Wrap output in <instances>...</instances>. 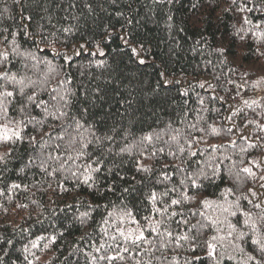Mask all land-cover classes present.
<instances>
[{
  "label": "trees",
  "instance_id": "obj_1",
  "mask_svg": "<svg viewBox=\"0 0 264 264\" xmlns=\"http://www.w3.org/2000/svg\"><path fill=\"white\" fill-rule=\"evenodd\" d=\"M242 7L244 11L239 10ZM248 8L253 10L248 11ZM245 18L251 23H245ZM25 31L31 36L23 35ZM262 33L264 0H236L235 3L232 0H0V51L7 50L11 61L10 64L0 62V71L10 69L18 78L46 80L43 86L48 90L67 91L71 100L70 118L64 123L73 124L71 118L74 117L85 128L91 126L94 136L81 130L85 142L92 141L85 151L92 161H101L95 187L78 182L70 171L58 170L50 174L53 169L60 168L68 155L75 158V152L67 147L71 136L75 135L74 124L64 134V140H59L56 137L61 134V122L50 118L48 127L36 126V130L25 120L27 127L22 129V141L0 142V155H5L6 160V163L0 162V264H97L89 254L113 255L117 243L130 247L132 254H124V261L116 260L113 264H136L141 257L135 256L132 247L123 242L116 230L133 224L125 215L127 212L139 221L140 227L149 223L145 217L160 218L151 210L148 199L151 191L158 196L168 191L170 198H180L183 189L179 181L184 177L171 167L174 164L189 172L203 168L209 177L201 180L203 186L198 191L189 189L188 194L196 197L194 200L170 209L183 212V216L166 221L174 235L195 236V245L182 241V246L169 244L160 249L159 240L155 234L149 236L146 227L145 235L156 246L151 252L152 264H189L193 256L201 258L196 264H216L217 260L220 264H254L247 260L248 255L264 260L251 243L252 233L243 224L245 217L242 215V211H252L255 218L259 211L242 198L249 188L256 187V182L246 179L240 171L250 166L253 159L264 162V148L241 152L248 141L241 140L235 129L232 133L225 130L230 124H243L247 120L264 124V96L256 99L250 91L253 82L264 77ZM14 34L21 52H31L40 61L46 58L56 71L49 73L48 66L43 63L33 68L35 61L12 54ZM121 36L128 40L127 44ZM141 45L143 64L131 51L136 47L140 52ZM217 49H224V52ZM56 52L72 59L65 61L62 55H55ZM162 71L169 81L167 84L160 77ZM62 80L70 83L58 87ZM203 82L214 87L200 88L198 85ZM239 85L243 87L238 88ZM6 87L13 90L11 85ZM35 91L38 99L50 101L48 93L41 92V86ZM213 96L224 99H213ZM200 98L204 100L203 105ZM253 99L259 100L261 107L244 108L243 100ZM20 104L21 98L17 96L9 107V119H24V114L17 110ZM229 106L244 108V113L226 121L224 117L230 114ZM26 111L36 120L44 119L41 109L29 106ZM198 117L203 119L198 120ZM6 122L0 115V123ZM169 124L181 131L189 124L206 129L215 126L221 131L218 135L210 131L194 133L199 143H195L191 151H198V155L189 157L186 151L182 156L190 163L182 164L181 159L159 154L141 160L152 169L150 174L137 173L135 161L140 157L120 153V148L150 131L161 132L167 140ZM53 127L56 131L52 132V137L44 136ZM248 131L252 133V140L257 135L264 136L254 124L248 125ZM30 136H36L37 141L43 137V141L30 144ZM106 136H112L113 140L104 139ZM233 140L235 146L231 143ZM57 144L59 149L55 147ZM156 146L168 150L161 142ZM49 155H59L60 160L47 161V172L39 167V159L34 164L28 163L30 158L42 156L46 159ZM88 156L76 160L75 164L69 161L65 168L75 170L77 165L83 166ZM164 165L169 167L165 169ZM213 168L216 170L214 178ZM165 171L170 180L161 179ZM254 171L264 175V168H254ZM116 173L127 179H116ZM237 173L240 181L236 179ZM113 183L114 190L108 191L107 186ZM13 184L21 187L12 188ZM173 187L177 189L175 193L171 192ZM229 188L231 193L226 191ZM260 194L264 195V189ZM205 198L214 201L211 208L205 209L199 203ZM237 198H240L238 203L242 211H237L236 216L222 211L228 204L236 210ZM164 200L167 203L169 197ZM193 211L197 214L191 215ZM200 211L217 223L190 232L191 225L197 221L210 223L198 214ZM84 212L89 216L82 217ZM109 212L113 215L109 216ZM182 219L188 224L175 223ZM229 224L236 228L233 236L241 230L248 233L243 241L228 237L227 233L232 231ZM113 236H116L115 241L111 239ZM212 236L217 237L216 241H211L217 245L215 259L207 255L206 242ZM102 244L104 247L97 253L95 249ZM142 258L148 260L150 256Z\"/></svg>",
  "mask_w": 264,
  "mask_h": 264
},
{
  "label": "snow or ice",
  "instance_id": "obj_2",
  "mask_svg": "<svg viewBox=\"0 0 264 264\" xmlns=\"http://www.w3.org/2000/svg\"><path fill=\"white\" fill-rule=\"evenodd\" d=\"M169 2H172V0H169ZM233 3L236 2V0H232ZM246 7V6H245ZM255 7V6H254ZM240 11H244L245 8L242 7L239 9ZM248 11H252V8H248ZM31 19L30 17L28 18ZM171 19V17H169ZM245 23H251V21L247 20L245 18ZM26 27V26H25ZM64 31H69L68 29H64ZM25 36H31V33L28 31H25L23 33ZM261 35H264L262 33ZM121 39L124 41L125 44L128 43V40L121 36ZM5 42H7V37H4ZM82 47V46H79ZM141 51L138 52L136 47H132L131 51L134 56L139 59V62L141 64L145 63V61L140 58L141 53L143 51V46H140ZM40 51H43V49H40ZM217 51L223 53L224 49H217ZM11 53L15 56H25L26 58L35 61V63L32 65L33 68H35L38 64L43 63L44 65L48 66V72H54L56 71L55 68L51 66V61L47 60L46 58L43 61H40L37 59L35 55H33L31 52H21L19 50V46L15 44V34L13 35V47L11 49ZM78 55L79 53H74ZM102 54V53H101ZM55 55L57 56H63V59L65 61H70L72 59L71 56H68L66 54H61L60 52H56ZM0 62H7L11 63L9 60V52L7 50L0 51ZM102 63V62H101ZM27 68V65H25ZM47 76V73L45 74ZM160 77L163 81V83L167 84L169 81L167 80L166 74L162 71L160 73ZM0 81L3 83H0V115H3L6 123H0V142H17L23 140L22 135V129L24 127H27V124H25V120L29 124H33L34 130H36V126H39L40 129L44 127H48L47 120L50 118L53 121L61 122L60 123V132L61 134L58 135L56 138L59 140H64L65 135L67 133V130L69 128L73 127L74 124V131L75 135L71 136V139L69 140V143L67 145L68 149L75 152V158H73L71 155H68V159L64 160L62 163H60L59 169H53L52 173L54 174L58 170H65L70 171L73 178H75L78 182L88 185L89 187H95L96 184V175L100 172V164L101 161L96 160L92 161L91 156H88L85 149L88 148V146L92 143L91 140H88L85 142V137L83 135L82 129L84 131H89L90 134L94 136V132H91V126H88L85 128V125L81 123L78 120H75L74 117L71 119L73 120V124H67L66 122L69 117V108L71 104V100L69 99L68 92L60 93L58 91V88H53L51 90H48L45 86L47 81L44 82L33 80L31 78H28L26 76H17L16 73H12L10 69H6L5 71H0ZM65 82L70 83L68 80H62L59 81V85L64 84ZM232 83L231 81H229ZM258 83V82H257ZM6 85L13 86V90L9 91ZM37 86H41V92H47L50 96V101L54 103H50L48 100L38 99V93L35 91ZM200 88H205L207 86L208 89H212L214 86L211 84H207V82L200 83L198 85ZM159 87V85H158ZM243 85H239L238 88H242ZM30 91V94H29ZM98 91V90H97ZM55 93V94H53ZM187 92H185V95ZM237 95H239V92H237ZM19 96L21 98V104L20 107L17 109L21 114H24V119L21 120H14L9 119V107L14 103L16 97ZM213 99L217 100H223V97H216L213 96ZM204 100L203 98H200V104L203 105ZM29 106L33 108L41 109L44 115V119L42 120H36L35 117L31 116L30 112H27L26 110L29 108ZM243 106L244 108L253 109L261 107L260 101L253 99L251 101L249 100H243ZM244 108H233L232 106H229V115L224 117L226 121H232L233 116L240 117L244 113ZM218 111V110H216ZM202 117H198V120H202ZM254 124L256 125L259 133H264V124H260L257 120H247L243 124H230L225 130L229 133H232L235 129L237 133L239 134V138L244 141H248L247 147L241 148V152L247 151L249 148H255V147H261L264 148V136L257 135L255 140H252V133L248 131V125ZM56 131V129L53 127L52 131L44 133V136H47L49 138L52 137V132ZM164 131V130H162ZM205 131H210L211 134L218 135L221 129L216 128L215 126L211 127L210 129L206 128H197L196 124H189L186 127L185 131H181L180 129H173L171 127V124L167 126L166 134L168 135V139H163V135L161 132H155L150 131L143 135H141L137 140L134 141L132 144H126L125 147L120 148V153H127L130 156H139L140 159H137L135 161L136 167L135 171L137 173H145L150 174L152 172V169L143 163H141V160L147 159L149 157H157L159 154H165L167 156H171L175 159H181L182 164L190 163L189 161H185L182 159L183 154L187 151L189 157H196L198 155V151H191L193 145L195 143H199V140L194 135L195 132L203 133ZM71 135V134H69ZM127 135H131V133H128ZM97 141L100 140L99 137H95ZM104 139L108 141H112V136H106ZM43 141V137H41V141H37L36 136H30L29 137V143L35 144L40 143ZM183 141V143H182ZM161 142L163 145H167L168 150L166 152L165 147H157V143ZM232 145H236V141L233 140ZM79 144V148H76V145ZM173 145L175 146L173 150ZM57 149L60 148V145L57 144L55 146ZM216 146H213L215 148ZM133 149H136L134 152ZM88 156L87 161L84 163L83 166L77 165L75 170L66 169L65 165L68 164L69 161H72L73 164H75V161ZM39 159V167L42 171L47 172L48 169L46 167L47 161L49 160H60V156L57 155L55 157L49 155L46 159L42 156L30 158L28 163L34 164L36 163V160ZM0 162L6 163L5 155H0ZM27 166V165H26ZM165 169L169 167V165L163 166ZM171 167L175 168L178 172L182 173L183 179L179 181V184L183 191L181 192L179 199H173L170 198L169 192L165 191L162 194L158 196V194L153 190L148 194V199L151 201L152 204V212H154L157 216H159V219H152L150 220L149 217H145V220L149 221L148 223V234L149 236L155 234V237L159 240V248H167L169 244H175L176 246H182V241H189L193 245H195V236H189L187 234L184 235H174L173 231L170 230V225L166 223V221H171L173 218L177 216H183V212H177V211H170V209L173 206H179L186 202H189L191 200H194L196 197L194 195H189V189L199 190L203 185L201 183L202 179H208V175L205 172L203 168L199 169L198 171H192L189 172L187 168L181 167V165L174 164L171 165ZM255 169H262L264 168V162H261L259 160L253 159L250 161V166L242 168L240 171L245 174L246 179H252L254 182H256L255 188H249L248 193L243 195L242 198L246 200L249 204L252 205L253 209L259 210L255 213V218H253V212L252 211H242L240 209V205L238 203L240 198H237V202L235 204V209L232 210L233 205L228 204L227 207H223L222 211L229 213L231 216H236L237 211H242V215L245 217L243 220V224L245 226H248L250 228V231L252 233L251 235V243L256 247V250L261 254V257L264 258V195L260 194V190L264 189V175H258L257 171H254ZM23 170V169H22ZM111 172V169L109 170ZM116 179L118 180H125L127 179L126 176H121L119 173H116ZM216 175V170L213 168L212 170V177L214 178ZM134 179V177L132 178ZM161 179L162 180H170L169 174L165 171L161 173ZM237 181H240L239 173H237L236 176ZM157 182H160L159 180ZM20 184H13L12 188H20ZM24 187H27L26 185ZM115 188V184H110L107 186L108 191H113ZM65 191L67 189H64ZM125 192L128 191L127 188L124 189ZM177 189L173 187L171 189L172 193H175ZM228 193L232 192V189L226 190ZM251 197H258L256 201H253L249 198ZM169 197V200L167 203H165L164 198ZM199 203L205 208H211L214 201H210L207 198L202 199L199 201ZM23 207V205H21ZM89 207H92L89 205ZM98 207V206H97ZM197 213L195 211L191 212V215H196ZM201 217L204 218L205 221H208L210 223H204L201 221H197L196 224L191 225V228L189 229L190 232L192 231H199L204 228L209 227L210 225H215L217 223L216 220H214L211 216H206L204 211H200L198 213ZM109 216H112L113 213L109 212ZM127 217H129L132 220L133 224H136L137 227L135 229L129 228L127 230L117 228V233L120 238H122L123 242L127 245H130L132 249L135 252V256L141 257V259L136 260V264H152V258H151V252L152 248L156 247L152 244V241L149 240L148 236L145 235V229L143 227H140L139 221L135 220L134 217H132L131 212L125 213ZM82 217H88L89 213L84 212L81 213ZM177 224H188V221L186 219L177 220L175 221ZM229 228L232 229V231H229L227 233L228 237H232L234 241H243L244 238L248 235V233L244 231H238L235 236H233V232H236V228L234 225L229 224ZM107 234V233H106ZM40 239H43V237H40ZM53 241L55 240V237L52 238ZM112 240H116V236H113L111 238ZM221 239H224L221 237ZM217 237L212 236L211 240L206 242V246L208 249L207 255L211 258H216L217 253V245L212 243L211 241H216ZM8 243H11V241H8ZM148 244V248L142 247V245ZM222 246V245H221ZM239 247V245H236ZM33 247H36V244L33 243ZM104 247L102 244L100 248H96L95 251L97 253L101 252V249ZM109 248H112V245L108 246ZM243 251V249H240ZM193 251H195V247H193ZM132 253L130 252V247L128 246H122L121 244L117 243L115 245L114 254L113 255H100L95 256L91 255V259L93 261H97V264L99 262H105V264H113V261L119 260L124 261L125 255ZM148 255L150 256V259L144 260L142 257ZM229 259H232L233 257L229 256ZM201 258L199 256H193L191 260L189 261V264H196V261H199ZM248 261H254V264H264V260L262 259H256L255 256L248 255L247 257ZM31 264V262H29ZM216 264H220V261L217 260Z\"/></svg>",
  "mask_w": 264,
  "mask_h": 264
},
{
  "label": "rangeland",
  "instance_id": "obj_3",
  "mask_svg": "<svg viewBox=\"0 0 264 264\" xmlns=\"http://www.w3.org/2000/svg\"><path fill=\"white\" fill-rule=\"evenodd\" d=\"M250 91H251V94L253 95V97L256 98V99H258L259 97L264 96V77L254 81ZM136 227L137 226L135 224H132L130 227L126 228L125 230H127L129 228L135 229ZM146 227H148V224L146 225ZM146 227H143V228L146 229Z\"/></svg>",
  "mask_w": 264,
  "mask_h": 264
}]
</instances>
